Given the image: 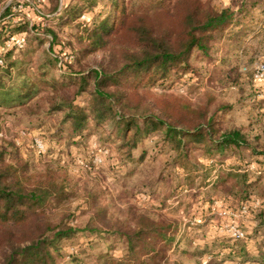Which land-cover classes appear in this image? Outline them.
<instances>
[{
    "label": "trees",
    "instance_id": "1",
    "mask_svg": "<svg viewBox=\"0 0 264 264\" xmlns=\"http://www.w3.org/2000/svg\"><path fill=\"white\" fill-rule=\"evenodd\" d=\"M96 1L67 2L58 9L59 1L50 0L48 14L35 10L38 20L31 23L24 14L10 10L12 4L0 11V57L4 62L0 66V113L16 116L44 113L56 118V135L68 125L70 132L86 131L88 120L95 125L108 124L111 130L107 134L119 143L124 159L149 163L156 155L166 154L157 174V179L168 185L162 203L170 195L178 199L189 195L207 203L214 197H222L233 209L240 210L254 193L263 200L256 207L257 212H250L256 225L248 235L252 238L258 231L263 232L264 186L259 174L244 168L228 170L217 173L208 190L203 186L192 187L194 174L200 170V163L194 160L198 155L221 162L233 158L240 161L237 166L240 168L250 159L263 166L264 140L259 135L250 137L247 128L228 126L225 115L231 109L229 104L221 100L214 103L209 90L204 92L210 97L208 100L194 104L165 88L172 79V70L190 75L194 71L188 61L192 50L208 54L222 38L240 45L251 10L215 9L205 0H176L171 9L166 0H152L131 9L122 7L118 0H110L108 12L99 20L94 16L92 28L86 26L87 51L110 47L108 63L73 73L69 70L72 60H63L53 50L56 33L48 24L56 22L45 21L74 18L83 10L92 9ZM49 13L53 15L49 17ZM13 17L18 18L17 22H8ZM43 31L53 34L48 50L40 49ZM12 35L21 36L24 46L4 49L5 40ZM119 36L127 37V42L118 41L115 46L108 43ZM40 50L42 55H38L37 61ZM111 62L114 66L109 68ZM68 78L71 83H65ZM157 82L160 92L150 95L147 88ZM141 88L144 92L140 95ZM84 92V103L76 104ZM146 140L153 141V148L157 149L153 156L149 157L144 149L133 157V151ZM8 146L4 141L0 143V264H56L62 239L78 231L97 232L99 228L86 225L78 230L67 223L52 224L44 205L50 200L61 203L68 198L65 182L49 168L28 172L27 164L20 159L10 162L12 152ZM176 169L183 179L172 186L178 180ZM183 187L189 188L186 194H182ZM135 223L125 230L118 229L126 241V250L119 257L106 255V264H148V260H155L160 254L156 244L169 238V231L174 228L172 222L147 213L139 214ZM258 248L264 262V250Z\"/></svg>",
    "mask_w": 264,
    "mask_h": 264
},
{
    "label": "rangeland",
    "instance_id": "2",
    "mask_svg": "<svg viewBox=\"0 0 264 264\" xmlns=\"http://www.w3.org/2000/svg\"><path fill=\"white\" fill-rule=\"evenodd\" d=\"M49 1L13 0L11 4L30 5L34 13L35 10H42L48 14ZM58 1V9H61V4H74L77 0ZM118 1L122 7L135 9L152 0ZM205 1H209L215 9L251 10L242 43L235 46L222 38L213 44L208 54L192 50L188 61L194 71L190 75L172 70V79L166 83V91L182 95L191 103L201 104L210 98L204 93L209 90L215 98L214 103L221 100L229 104L231 109L225 115L228 126L247 128L250 137L259 135L264 140V81L255 80L252 76L256 65L264 63V0ZM175 2L166 0L170 9ZM109 7L110 0H98L92 9L87 8L74 18L45 21L46 24L56 22L48 24L56 33L53 50L63 60H72L69 70L73 73L90 71L108 63L110 47L87 51L86 26L92 28L93 17L98 16L99 20ZM49 15L51 17L53 13ZM33 19L38 20L37 16ZM52 36L51 32H40L41 50H48ZM127 40V37L119 36L109 39L108 43L115 46L118 41L126 43ZM41 50L36 54L37 61ZM112 66L113 62L109 68ZM56 77L60 75L56 73ZM70 80L68 78L65 83H71ZM159 83L147 88L150 95L160 92ZM138 92L141 95L144 91L141 88ZM84 94L86 92L76 99V104L84 103ZM51 118L44 113L31 116L0 113V143L9 144L8 149L12 152L10 162L20 159L27 164L28 172L49 168L65 182L68 198L61 203L50 200L44 205L52 224L67 223L78 230L86 225L99 228L97 232L78 231L70 238L62 239L56 264H106V255L119 257L127 244L118 229L135 226L137 216L143 213L172 222L174 227L169 231V238L156 244L160 254L155 260H148V264H264L258 255V246L264 250V231H258L252 238L248 235L252 233L250 212H257L256 207L262 202L250 199L240 210H235L229 201L222 200L220 203L215 197L207 203L189 195L181 199L170 195L162 203L168 185L158 180L157 174L166 154L156 155L149 163L148 160L143 163L130 161L124 159L125 153L118 148L116 139L107 134L111 130L108 124L95 125L88 120L86 131L73 133L68 125L69 128H62L61 133L56 135L57 120ZM153 146V141H144L133 151V157L136 158L144 149L148 150L149 157L153 156L157 150ZM151 147L152 150H149ZM156 148L161 149L160 146ZM197 158L194 160L200 163L201 171L194 174L192 189L203 186L204 190H208L217 173L224 174L230 167L234 171L245 166L237 167L240 161L233 158L222 162L218 158L202 155ZM176 171L178 180L172 186L183 179L181 171ZM182 191L186 194L189 188L183 187ZM244 206L245 213L241 212ZM235 228L247 233L244 239L231 240L227 237L237 238L231 231ZM220 238L225 240L220 241Z\"/></svg>",
    "mask_w": 264,
    "mask_h": 264
},
{
    "label": "crops",
    "instance_id": "3",
    "mask_svg": "<svg viewBox=\"0 0 264 264\" xmlns=\"http://www.w3.org/2000/svg\"><path fill=\"white\" fill-rule=\"evenodd\" d=\"M12 1L13 0H0V11L1 10H5L4 8L6 6H8L9 4L13 3ZM10 10H15V12H19L20 15L24 14L25 17L29 20L30 23L33 21V18L35 16V13L32 11L34 9L31 8L30 5L12 4ZM17 20H18L17 17H13V18L8 19V22H12V21L13 22H17ZM244 169L250 170L252 172V174H254V175L259 174L260 178H261V180H260L261 185L264 186V184H263V182H264V165L262 166V165L256 163V161L250 159V160L246 161ZM227 170H232V167H230ZM237 170L238 171H242L243 168L240 169V170L239 169H237ZM215 198H217V200L220 203H222V200H224L222 197H215ZM253 199L259 200V203L262 202V200H263L260 195H257V194H254V193L251 195V200H253ZM223 205H225V204L223 203ZM249 218L251 219V222H249L250 225H251L250 228H252L251 230H253V228L256 225V222L253 220V215H249Z\"/></svg>",
    "mask_w": 264,
    "mask_h": 264
},
{
    "label": "built area",
    "instance_id": "4",
    "mask_svg": "<svg viewBox=\"0 0 264 264\" xmlns=\"http://www.w3.org/2000/svg\"><path fill=\"white\" fill-rule=\"evenodd\" d=\"M23 46H24V39L19 35L9 36L4 42V49H8L11 47L21 48ZM3 64L4 62L2 58L0 57V66H3ZM252 76L255 80L264 81V63L263 62H260L256 65L252 73ZM255 202L258 203V200L256 199ZM241 212H244V213L246 212L245 206L242 208ZM231 231L233 233L232 235L237 238H242L244 236V232L240 230L239 228L232 229Z\"/></svg>",
    "mask_w": 264,
    "mask_h": 264
}]
</instances>
